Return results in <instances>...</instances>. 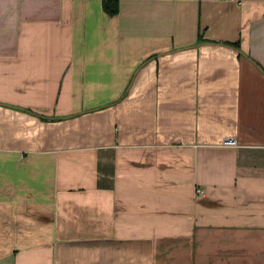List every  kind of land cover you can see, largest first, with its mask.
<instances>
[{
  "label": "crops",
  "instance_id": "0c3cea01",
  "mask_svg": "<svg viewBox=\"0 0 264 264\" xmlns=\"http://www.w3.org/2000/svg\"><path fill=\"white\" fill-rule=\"evenodd\" d=\"M118 1L0 0V264H264V0Z\"/></svg>",
  "mask_w": 264,
  "mask_h": 264
},
{
  "label": "trees",
  "instance_id": "16d2710c",
  "mask_svg": "<svg viewBox=\"0 0 264 264\" xmlns=\"http://www.w3.org/2000/svg\"><path fill=\"white\" fill-rule=\"evenodd\" d=\"M102 6H103V10L111 16H114L118 13L119 11V1L118 0H102ZM203 39L202 36L200 35L199 40ZM237 47L239 46V44H234ZM27 111H31L30 109H26ZM75 115V114H74ZM41 117H43L45 120L46 119H62L63 117H48L45 115H40ZM73 116V115H72Z\"/></svg>",
  "mask_w": 264,
  "mask_h": 264
},
{
  "label": "built area",
  "instance_id": "2783aa9c",
  "mask_svg": "<svg viewBox=\"0 0 264 264\" xmlns=\"http://www.w3.org/2000/svg\"><path fill=\"white\" fill-rule=\"evenodd\" d=\"M225 145H235L236 144V139L234 138H227L223 142Z\"/></svg>",
  "mask_w": 264,
  "mask_h": 264
}]
</instances>
